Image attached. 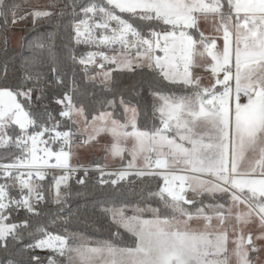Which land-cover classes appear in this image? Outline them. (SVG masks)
<instances>
[{"label":"snow or ice","instance_id":"1","mask_svg":"<svg viewBox=\"0 0 264 264\" xmlns=\"http://www.w3.org/2000/svg\"><path fill=\"white\" fill-rule=\"evenodd\" d=\"M0 264H264V0H0Z\"/></svg>","mask_w":264,"mask_h":264},{"label":"trees","instance_id":"2","mask_svg":"<svg viewBox=\"0 0 264 264\" xmlns=\"http://www.w3.org/2000/svg\"><path fill=\"white\" fill-rule=\"evenodd\" d=\"M89 49L85 48H80L79 51H87ZM182 94V93H177ZM149 124H151V121H149ZM97 160H99L97 157H95ZM70 183L73 184L74 188L78 187L75 186V181H71ZM71 206L73 208L76 207V203L72 202ZM108 222L107 220H100L98 222L89 220V221H84V220H74L72 224V230L77 231L79 233H83L86 238L89 240H105L108 238ZM125 236L128 238V242L131 240V236L128 233H125Z\"/></svg>","mask_w":264,"mask_h":264},{"label":"rangeland","instance_id":"3","mask_svg":"<svg viewBox=\"0 0 264 264\" xmlns=\"http://www.w3.org/2000/svg\"><path fill=\"white\" fill-rule=\"evenodd\" d=\"M24 2L32 7V6H35V7H39V8H44L47 6V4L49 3V0H24ZM96 157L101 160V157L99 154L96 155ZM74 161H76L75 159H73ZM80 162L81 163H90L91 162V158L87 155H83L80 159ZM102 163H105V164H117V163H120L119 160H106V161H103L101 160Z\"/></svg>","mask_w":264,"mask_h":264},{"label":"built area","instance_id":"4","mask_svg":"<svg viewBox=\"0 0 264 264\" xmlns=\"http://www.w3.org/2000/svg\"><path fill=\"white\" fill-rule=\"evenodd\" d=\"M73 165H75L76 164V161H74V160H72V161H70ZM81 163V162H80ZM102 163V162H101ZM83 164H90V163H83ZM103 164H105V163H103ZM106 166H107V168L109 169V170H112V169H117V168H119L120 167V163H117V164H105ZM71 181H75V179L73 178L72 180H70V182Z\"/></svg>","mask_w":264,"mask_h":264}]
</instances>
